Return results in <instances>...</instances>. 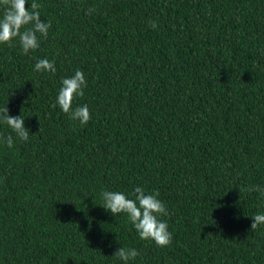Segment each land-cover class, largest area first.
<instances>
[{"label": "trees", "instance_id": "obj_1", "mask_svg": "<svg viewBox=\"0 0 264 264\" xmlns=\"http://www.w3.org/2000/svg\"><path fill=\"white\" fill-rule=\"evenodd\" d=\"M36 2L40 47L0 44V108L30 132L0 122V264H123L120 247L129 264H264V196L246 190L264 189V0ZM78 69L84 126L53 107ZM137 186L160 193L169 246L101 207Z\"/></svg>", "mask_w": 264, "mask_h": 264}, {"label": "clouds", "instance_id": "obj_2", "mask_svg": "<svg viewBox=\"0 0 264 264\" xmlns=\"http://www.w3.org/2000/svg\"><path fill=\"white\" fill-rule=\"evenodd\" d=\"M28 3L29 0H0V9H2L0 44L11 46L12 41L18 38L24 55L37 50L40 47L37 34L46 39L49 29L52 27L50 21L45 22L41 19L40 4L36 0H31L29 9L26 7ZM94 11V8H89L86 14L91 15ZM157 26L155 21H150V27L155 29ZM34 70L55 74L56 63L54 60L49 61L46 58L39 59ZM61 84L53 107L58 105L65 114L69 115L71 120L79 122L82 126L87 125L92 118L89 107L82 105L73 109L76 97H83L85 94L84 89L87 87L85 74L78 69L71 77L63 78ZM0 122L7 125L18 139L28 141L30 132L25 127L23 114L19 117H13L9 115L8 107L0 108ZM0 143L12 148L14 144L13 135L4 136L0 134ZM246 190L257 191L264 196V189L259 186H252ZM159 196L158 191L147 192L140 186L135 187L130 194L119 191H103L101 193L103 200L101 207L110 211L114 216L125 214L141 240H150L158 247H167L172 243L173 237L168 224L160 219L162 216H168L169 212ZM251 218L253 220L252 231L264 225V214L258 213ZM138 255L139 252L135 248L120 247L115 252L114 257L122 261L123 264H129Z\"/></svg>", "mask_w": 264, "mask_h": 264}]
</instances>
